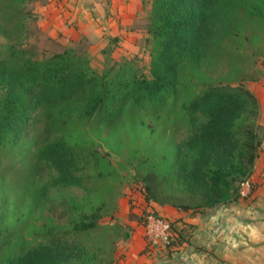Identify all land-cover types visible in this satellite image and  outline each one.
Masks as SVG:
<instances>
[{"label": "trees", "instance_id": "trees-1", "mask_svg": "<svg viewBox=\"0 0 264 264\" xmlns=\"http://www.w3.org/2000/svg\"><path fill=\"white\" fill-rule=\"evenodd\" d=\"M258 1L152 0L145 26L146 41L152 43L147 78L130 64L99 75L85 52L76 48L46 54L33 40V0H0V36L5 40L0 43V209L6 206L4 180L13 168L17 174L26 167V160L33 162L27 178L40 164L60 174L58 183L83 188L91 155L72 130L85 121L98 128L115 126L127 112L162 106L169 96L189 90L192 70L208 58L214 31L227 14L236 6L256 14ZM260 112L257 96L244 86L210 84L186 101L174 124V133L178 130L181 136L178 142L172 138L177 142L170 155L174 165L169 173L145 176L140 193L145 202L164 206L161 192L167 183L195 203L173 202L178 210L238 201L241 185L252 176L262 152ZM33 129L43 132L36 148L28 154L19 151ZM72 208L77 215L69 225L53 218L42 234L48 244L28 251L13 227H3L5 215L0 213V264H114L113 259L99 262L81 242L99 228L101 210L86 213L76 204ZM129 218L142 221L133 209ZM182 233L173 243L176 248L186 240Z\"/></svg>", "mask_w": 264, "mask_h": 264}, {"label": "rangeland", "instance_id": "rangeland-1", "mask_svg": "<svg viewBox=\"0 0 264 264\" xmlns=\"http://www.w3.org/2000/svg\"><path fill=\"white\" fill-rule=\"evenodd\" d=\"M144 1L150 10L152 0ZM49 3V0H33L32 5L37 15L33 40L41 51L50 55L65 48H76L85 52L92 69L99 75L130 64L139 75L151 78L152 43L143 40L136 49L125 52L110 38L101 40L84 34L77 38L64 35L60 28L55 30L54 27L52 31L56 32L52 34L48 27L42 26L41 7ZM254 6L259 8L256 14L238 6L227 14L224 24L214 31V45L208 58L202 66L192 70L194 80L189 90L181 91L175 97L169 96L162 106L127 112L115 126L98 128L85 121L72 130L80 145L91 155L83 188L58 183L60 174L40 164L27 178L31 160H26V167H21L17 174L14 168L10 170L2 184V199L6 203L4 209H0L5 215L2 225L14 228L25 251L48 244L42 234L53 218L69 225L77 215L72 208L76 204L86 213L101 210L103 218L99 228L82 236L81 242L97 254L99 262L110 259L115 262L121 241L131 235L128 225L131 209L136 213L145 203L141 195L145 176L150 172L169 173L174 165L170 155L173 145L181 139L176 133L178 130L174 133V124L179 119L182 105L200 95L210 84L244 86L258 94L259 84L264 79V0ZM146 20L139 23L145 31ZM71 24L68 20L65 25L70 27ZM4 41L0 36V43ZM42 133L40 129H33L19 151L26 154L33 151ZM172 138L177 142L173 143ZM16 166L18 168L20 163ZM174 185L167 183L162 189L164 206L173 207V202L194 206L192 200L176 192ZM156 204L160 205L157 202L153 206Z\"/></svg>", "mask_w": 264, "mask_h": 264}, {"label": "crops", "instance_id": "crops-1", "mask_svg": "<svg viewBox=\"0 0 264 264\" xmlns=\"http://www.w3.org/2000/svg\"><path fill=\"white\" fill-rule=\"evenodd\" d=\"M49 1L41 13L42 26L51 31L54 27L77 38L83 34L110 38L125 52L149 38L139 24L152 10L144 0ZM68 20L70 27L65 25ZM256 96L264 126V79ZM248 181L238 201L214 208L183 211L156 204L155 211L171 220L186 239L170 251L148 253L142 227L128 218L131 236L121 241L114 264H264V152Z\"/></svg>", "mask_w": 264, "mask_h": 264}, {"label": "built area", "instance_id": "built-area-1", "mask_svg": "<svg viewBox=\"0 0 264 264\" xmlns=\"http://www.w3.org/2000/svg\"><path fill=\"white\" fill-rule=\"evenodd\" d=\"M261 151L264 152V142ZM249 185V181L243 183V186ZM140 206L141 208L136 211V214L142 219L139 225L144 232L147 252L152 254L156 251H170L176 248L173 243L180 238L181 231L171 220L157 214L153 204L148 205L145 202Z\"/></svg>", "mask_w": 264, "mask_h": 264}]
</instances>
